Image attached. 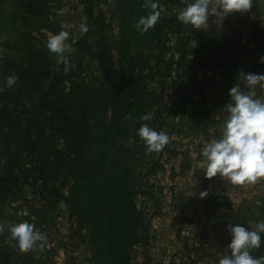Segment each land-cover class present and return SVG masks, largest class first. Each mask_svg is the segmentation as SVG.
Returning a JSON list of instances; mask_svg holds the SVG:
<instances>
[{
    "label": "rangeland",
    "instance_id": "rangeland-1",
    "mask_svg": "<svg viewBox=\"0 0 264 264\" xmlns=\"http://www.w3.org/2000/svg\"><path fill=\"white\" fill-rule=\"evenodd\" d=\"M140 2H134L135 12L140 13ZM189 2L191 0H158L157 24L161 40L158 44L143 43L137 47L129 41L131 37L118 10V0H0V88L3 89L0 91V242L4 241L0 243L3 255L0 264H19L23 258L34 261L40 258L41 264H87L100 240L98 233L92 234L95 223L79 217L73 208L74 180L69 164L73 154L66 136L58 133L57 125H52L55 115L51 111L40 119L44 132L33 128L32 143L26 144L22 156L16 160L20 161L19 188L15 189L9 182L6 167L15 158V148L21 151V144L26 143V120L33 117V111L40 105V94L26 87L28 77L23 80L22 73L34 72L41 83L48 86L51 77L42 75L53 76L62 65H58L57 58L47 49V39L49 34L62 30L61 24L68 25L67 43L75 49L68 57L70 71L62 77V106L67 103L73 113L81 114L87 97L102 82L98 69L104 66L103 60L108 58L106 67L113 68L111 81L120 83L122 76L128 74L127 61L121 65V56L141 51L146 61L141 83L149 93L148 100L153 102L150 113L157 129L161 131L166 125L165 118L156 123L155 117L167 112L156 102L161 88L174 85V94L168 93L166 100L182 101L184 105L179 109L191 115L194 135L208 140L221 135L220 126L228 115L225 106L230 100V89L238 83L242 90L248 91L238 78L239 72L264 73V64L260 63L264 57V0H252L251 8L245 13L225 19L209 17L207 26L201 30L177 19ZM210 3H218V0H210ZM145 10L148 15L149 9ZM133 16L136 17V13ZM171 20L173 25L167 26L166 21ZM80 24L88 26L86 34L79 31ZM101 37L107 47L100 57L97 41ZM159 51L163 52L165 62L160 64L157 74L155 60L149 57ZM179 65L183 67L180 77L177 75ZM8 76L18 77L12 88L4 83ZM256 92L264 98L258 87ZM181 112L178 109L176 113L167 112L170 117L177 114L176 129L186 122ZM152 121L138 126L132 124L131 137L116 142L119 148L132 145L135 149L124 155L136 176L142 175L145 166L155 159L154 152L149 153L145 146L139 150L142 139L138 129L143 123L151 127ZM87 147L91 155L96 152L92 139L86 141ZM216 192L221 196L214 197L216 200L210 203L208 210L214 213L210 227L216 228L215 237L219 240L231 242V233L225 232L229 224L246 221L254 228L256 223L264 221V180L243 186L230 183L220 186ZM17 223L34 225V230L46 235V241L39 242L28 252H19L8 231L9 225Z\"/></svg>",
    "mask_w": 264,
    "mask_h": 264
},
{
    "label": "trees",
    "instance_id": "trees-1",
    "mask_svg": "<svg viewBox=\"0 0 264 264\" xmlns=\"http://www.w3.org/2000/svg\"><path fill=\"white\" fill-rule=\"evenodd\" d=\"M135 1L118 0L117 3L118 10L127 26L128 36L131 37L129 41L137 47L143 43L158 44L161 40L158 24L147 32L137 31L136 23L141 17L147 16L148 10H145L144 0H141L138 7L141 11L140 13L135 12L137 8ZM135 13L136 17H132ZM173 22L172 20L166 21V25L172 26ZM98 47L101 50L97 54L101 57L105 54L107 47L103 44L102 37L97 41ZM162 53L159 51L158 54L149 57L155 60L154 68L157 69V74H159L160 64L165 62ZM144 57L141 51H136L133 55L125 53L121 56V65L126 64L127 61L126 73L128 74L126 77L122 76L120 83L111 81L110 74L114 73L113 68H110L109 65L106 67L108 58L104 59V66L98 69L101 73L99 80L103 83L99 82V86L94 87L90 96L87 97V104L83 105V109L81 108V114L73 113L67 103L62 106L60 91L62 77L65 74L63 66L53 76L42 75L46 78L51 77L48 86L42 84L34 72L22 73L23 80L28 77L25 81L26 87L32 92L40 94L38 99L40 105L38 110H34L36 112L33 111V117L26 120V143L21 144V151L15 148V158L6 166L9 182L15 189L19 188L20 179L17 168L20 167V161L16 160L22 156V150L26 144L32 143V129L43 130V125H39L40 119H43L46 112L51 111L55 115L52 125H57L58 133L66 136L73 154L71 163H69L72 171L71 178L74 180L71 196L73 208L79 217L84 220H92L95 223L92 234L100 235L96 252L91 259L89 258L91 264H131L133 246L145 238L147 231L148 218L144 204L151 198L148 176L152 172L149 171V168L159 165L156 163L159 152H154L155 159L145 166L144 173L136 176L131 171L126 162V155H124L135 149L132 148V145L124 148H119L116 145L120 138L131 137L133 134L131 125L136 123L138 126L144 122L140 117L150 113L153 106V102L148 100V91L141 83L146 66ZM182 70L183 67L179 65L177 68L179 77ZM174 89V85L167 88L163 86L159 101H156L157 104H161L166 110L169 102H172L177 108L184 105L182 101L166 100L165 96H168V93L174 94ZM162 115L155 116L157 117L156 123ZM156 126L152 121L151 127L159 131ZM90 139L96 145V152L93 155L88 151V147L85 148L86 141L88 143ZM144 146L145 143L142 140L139 150H143ZM238 225L253 228L246 221H241ZM0 243H4V241ZM7 246L10 247L9 244ZM192 251L201 255V258L205 254L202 247H194ZM251 255L254 258L264 257V234H262L261 246L252 249ZM2 257L0 251V259ZM35 260L23 258L19 264H41L40 258Z\"/></svg>",
    "mask_w": 264,
    "mask_h": 264
},
{
    "label": "clouds",
    "instance_id": "clouds-1",
    "mask_svg": "<svg viewBox=\"0 0 264 264\" xmlns=\"http://www.w3.org/2000/svg\"><path fill=\"white\" fill-rule=\"evenodd\" d=\"M251 6L252 0H218V3H210V0H191L180 11L177 19L185 25L201 30L207 26L209 17L225 19L236 13H245ZM144 7L149 9V14L141 17L135 25L137 31L142 33L152 29L160 18L158 0H145ZM60 27L62 30L58 33L49 34L46 47L67 73L71 67L68 57L75 49L67 43L68 25L61 24ZM79 31L86 34L89 28L86 24H80ZM260 63L264 64V57H261ZM238 78L243 80L248 91L242 90L238 83L230 89V100L225 106L228 115L220 126L221 135L218 139L205 143L200 155L206 166L203 170L206 179L219 177L232 185L243 186L264 180V98L256 92L258 87L264 93V73L240 71ZM17 80L16 76H8L4 83L7 88H12ZM2 90L0 88V91ZM140 119L150 121L152 114H144ZM138 135L149 153L159 152L169 143L166 132L156 131L147 123L141 125ZM34 228L30 223L9 225L10 238L19 252H28L39 242L46 241V235ZM228 230L231 233V242L219 264H264V257L254 258L251 255L252 249L261 246L264 221L256 223L254 228L229 224Z\"/></svg>",
    "mask_w": 264,
    "mask_h": 264
},
{
    "label": "crops",
    "instance_id": "crops-1",
    "mask_svg": "<svg viewBox=\"0 0 264 264\" xmlns=\"http://www.w3.org/2000/svg\"><path fill=\"white\" fill-rule=\"evenodd\" d=\"M177 109L182 111L172 102L168 103L167 112L176 113ZM167 112L158 123L163 118L169 121H165L161 130L168 134L169 143L159 151L156 159L159 165L149 168L151 198L144 204L147 231L145 238L133 246L131 264H219L230 243L228 239L222 241L215 237L216 228L210 227L214 213L210 214L208 209L216 200L214 197L221 196L216 190L230 182L219 177L205 178L206 166L200 152L211 140L194 135L195 126L188 112H181L186 122L177 129L174 127L177 114L170 117ZM194 247L203 248L202 258L192 251ZM87 264H91L90 259Z\"/></svg>",
    "mask_w": 264,
    "mask_h": 264
}]
</instances>
